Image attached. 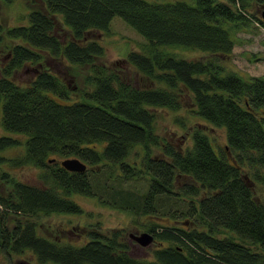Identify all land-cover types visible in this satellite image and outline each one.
I'll list each match as a JSON object with an SVG mask.
<instances>
[{
  "label": "trees",
  "instance_id": "16d2710c",
  "mask_svg": "<svg viewBox=\"0 0 264 264\" xmlns=\"http://www.w3.org/2000/svg\"><path fill=\"white\" fill-rule=\"evenodd\" d=\"M38 1L44 8L27 11L24 23L0 25V252L29 251L40 264H264V75L245 77L224 62L242 28L264 26L251 10L263 0ZM115 16L147 39L126 61L154 86L136 87L102 62L106 49L91 34H108ZM165 46L209 57L179 58L160 51ZM51 60L75 77L84 69L86 87L75 91L49 68ZM20 69L35 76L18 82ZM187 97L195 115L226 130L232 163L200 127L186 148L155 132L158 108L179 110ZM157 146L162 154L151 156ZM66 158L87 169L66 170ZM27 166L40 170L36 185L12 174ZM99 174L119 186L100 185ZM143 178L144 193L121 187ZM201 193L182 211L192 226L164 225L170 215L141 223L160 244L147 260L131 255L117 233L93 229L75 243L41 234L36 221L82 214L74 194L140 215L153 212L162 195L185 200Z\"/></svg>",
  "mask_w": 264,
  "mask_h": 264
},
{
  "label": "rangeland",
  "instance_id": "374dc122",
  "mask_svg": "<svg viewBox=\"0 0 264 264\" xmlns=\"http://www.w3.org/2000/svg\"><path fill=\"white\" fill-rule=\"evenodd\" d=\"M32 8H44V5L38 0H34V2H32V0L31 2H27L26 0H14L10 4L6 3L4 0H0V25L11 26L24 23L25 21L22 16ZM251 10L253 14L264 20V0L259 6ZM57 19V24L60 25V17H57ZM61 25L59 30L64 31V26ZM237 35L238 39L233 53L224 61L226 66L245 77L249 75H264V26L256 21L252 26L245 27L244 29L242 28ZM91 36L98 38L106 49V54L101 59L102 62L112 68H119L120 74L124 80L136 87H149L155 85L152 81L144 79L137 69L129 65L126 61L130 51H142L143 46L147 43V39L128 22L119 16H115L111 21L110 32L108 34L101 35L98 32H94ZM160 51L188 60L209 57L208 54L199 50L186 49L180 46H165L160 49ZM48 65L53 72L61 76L63 81L68 83L75 91L79 90V88L86 87L83 81L84 69L81 70V73L79 72V77H75L74 73L69 72L68 65L62 64L56 60L49 61ZM78 70L74 71L77 72ZM34 74L35 73L30 69H20L15 73V79L21 83H28L30 79L35 76ZM187 99L188 102L183 101L179 110L158 108L156 112L157 120L155 132L163 139V142H171L177 148H186L192 144V132L197 127H200L212 138V144L217 155L221 156L220 154L225 153L226 159L232 163L234 161V156L225 148L227 145L226 130L222 127L212 126L203 118L195 115L191 111L193 105L191 104L190 97H187ZM178 119H183L184 125H182ZM200 123L202 125H200ZM4 133L1 126L0 115V135ZM162 149L163 147L161 146L152 147L150 152L151 156L161 155ZM16 152L17 150H9L6 153H8V155H15ZM39 172V169L30 166L12 170V174L16 178L35 185L38 183L37 177ZM97 181L100 185L106 183L108 185L119 186L118 183H115L108 177V174H99L97 176ZM122 185L121 187L135 191V193H144L149 187V182L146 178L130 179ZM260 190L262 192V187ZM203 194L204 193H201L198 197L186 198L185 200H177L175 196L168 197L162 195L157 201V208L153 210V212L140 215H135L134 213L102 204L95 197L74 194L71 198L83 208L82 214H54L40 217L36 219V221L40 226L39 232L41 234H46L53 238L57 237L65 241L69 240L75 243H80L83 239L86 240V233L93 229H97L106 235L117 233L118 237L128 244L131 255L141 260H147L153 257V251L159 247V242L155 239L152 244L143 247L130 237V233L140 234L141 232H148L141 223H148L150 220H155V217L159 215H170L173 217L169 221H161L164 225L182 227L192 226L186 224H188L189 220L193 222L194 218L182 214V211H187L189 206L188 203L192 199L196 202L199 201ZM176 210L177 213L175 212ZM220 236H230V234L227 231H223ZM0 264L40 263L35 256L28 251L22 255L10 254L9 256H5L0 252Z\"/></svg>",
  "mask_w": 264,
  "mask_h": 264
},
{
  "label": "water",
  "instance_id": "95a60500",
  "mask_svg": "<svg viewBox=\"0 0 264 264\" xmlns=\"http://www.w3.org/2000/svg\"><path fill=\"white\" fill-rule=\"evenodd\" d=\"M60 163L66 170L72 172H84L87 169L86 164L78 158H66ZM130 237L143 247L149 246L155 241L154 235L150 232L130 233Z\"/></svg>",
  "mask_w": 264,
  "mask_h": 264
},
{
  "label": "flooded vegetation",
  "instance_id": "af4514ba",
  "mask_svg": "<svg viewBox=\"0 0 264 264\" xmlns=\"http://www.w3.org/2000/svg\"><path fill=\"white\" fill-rule=\"evenodd\" d=\"M1 53V52H0ZM0 66L2 67L3 66V63L5 61V59L2 57V55L0 54ZM1 75V74H0Z\"/></svg>",
  "mask_w": 264,
  "mask_h": 264
}]
</instances>
